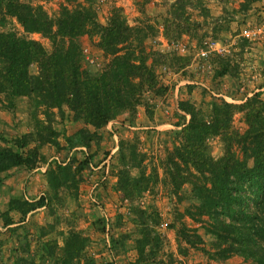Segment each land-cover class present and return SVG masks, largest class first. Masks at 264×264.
<instances>
[{
  "label": "rangeland",
  "instance_id": "rangeland-1",
  "mask_svg": "<svg viewBox=\"0 0 264 264\" xmlns=\"http://www.w3.org/2000/svg\"><path fill=\"white\" fill-rule=\"evenodd\" d=\"M19 1L40 6L52 21L62 6L91 8L99 25L116 12L132 30L131 43L142 51L152 85L143 87L132 113L97 130L65 106L45 110L30 97L9 102L0 94V149L17 151L14 142L30 136L19 152L32 150L37 158L31 170L19 166L0 173V264H57L40 256L48 246L61 249L71 232L86 239L81 261L95 264H253L236 255L216 257L214 237L185 215L195 204L190 186L172 191L164 169L188 121L179 104L192 106L208 121L212 104L240 105L255 92L264 101V0H247L245 10L242 0H200L203 12L185 6L177 19L176 0ZM184 28L187 33L174 35ZM244 30L255 34L245 38ZM4 32L36 41L47 54L53 50L47 37L24 32L15 19L0 23ZM77 42L81 70L94 76L107 68L110 57L96 47V35L79 36ZM27 74H37L35 64ZM230 128L245 131L240 110L231 112ZM38 131L51 134L48 143L36 141ZM204 146L212 160L223 156L218 136L206 138ZM122 173L130 183L136 180L127 197L120 188ZM39 198L42 206L29 213L15 209Z\"/></svg>",
  "mask_w": 264,
  "mask_h": 264
},
{
  "label": "trees",
  "instance_id": "trees-1",
  "mask_svg": "<svg viewBox=\"0 0 264 264\" xmlns=\"http://www.w3.org/2000/svg\"><path fill=\"white\" fill-rule=\"evenodd\" d=\"M242 1L240 10H245L248 1ZM174 5L172 15L176 19L185 6L203 12L200 0H176ZM6 18L15 19L26 33L44 35L54 45L47 54L36 41L0 33V94L9 102L17 97H30L35 107L45 110L65 106L86 126L97 130L121 113H132L140 103L143 87L152 85V73L145 65L142 51L131 43L132 30L116 12L105 25H99L91 8L62 6L52 21L40 6L0 0V23ZM185 33L184 28L174 35ZM92 34L98 38L96 47L110 57L107 68L94 76L80 69L77 42L79 36ZM135 53L138 54L133 57ZM30 64L37 67V74L32 77L27 74ZM178 107L188 115V121L176 135L164 177L174 192L183 185L190 186L195 204L186 208L185 215L202 224L204 231L214 237L216 257L236 255L253 264H264V101L260 92L244 98L240 105L212 104L208 121L190 105ZM234 109L243 114L246 129L241 134L230 128ZM50 135L38 131L36 141L48 143ZM210 136H218L223 144V156L218 160H212L205 152L204 142ZM29 137L22 136L14 142L17 151L0 149V173L19 166L33 169L36 153L19 152L26 147ZM135 182L130 183L122 173L120 188L125 197L130 195ZM141 182L146 184L147 180ZM144 188L143 185L139 189ZM42 204L43 199L39 198L35 204L24 203L19 209L14 208L26 214ZM180 234L187 237L183 229ZM85 242L77 232H71L57 250L59 257L55 256L54 244L47 247L40 259L52 258L57 264H95L89 258L81 261Z\"/></svg>",
  "mask_w": 264,
  "mask_h": 264
},
{
  "label": "built area",
  "instance_id": "built-area-1",
  "mask_svg": "<svg viewBox=\"0 0 264 264\" xmlns=\"http://www.w3.org/2000/svg\"><path fill=\"white\" fill-rule=\"evenodd\" d=\"M243 36L245 37V38H248V37H250V36H252L253 34H255L254 32H250V31H247V30H244L243 32ZM175 48L174 49H177L178 47L175 45L174 46ZM210 47V46H209ZM180 50H182V48H180ZM205 54H206V52L205 51H200L199 52V55L201 56V57H203V56H205ZM201 85V84H200ZM205 90H207L205 87H204V85H201ZM211 95H213V94H211ZM213 96H215V95H213ZM218 96H220V95H218ZM218 96H215V97H218ZM224 98V97H223ZM55 161H57L58 162V160H57V158L56 157H54L53 158ZM68 161V158L67 159H65L64 161H61V163H60V165H65V163ZM59 163V162H58ZM87 166L90 168V169H92L91 168V164L88 162V164H87Z\"/></svg>",
  "mask_w": 264,
  "mask_h": 264
},
{
  "label": "crops",
  "instance_id": "crops-1",
  "mask_svg": "<svg viewBox=\"0 0 264 264\" xmlns=\"http://www.w3.org/2000/svg\"><path fill=\"white\" fill-rule=\"evenodd\" d=\"M249 95V94H248Z\"/></svg>",
  "mask_w": 264,
  "mask_h": 264
}]
</instances>
